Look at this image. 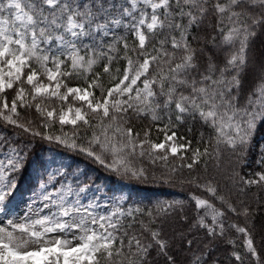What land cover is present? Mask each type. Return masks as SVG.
Segmentation results:
<instances>
[{"label": "snow or ice", "instance_id": "snow-or-ice-1", "mask_svg": "<svg viewBox=\"0 0 264 264\" xmlns=\"http://www.w3.org/2000/svg\"><path fill=\"white\" fill-rule=\"evenodd\" d=\"M262 32L264 0H0V264H178L195 236L170 237L177 218L264 264ZM95 172L187 197L145 203Z\"/></svg>", "mask_w": 264, "mask_h": 264}, {"label": "trees", "instance_id": "trees-1", "mask_svg": "<svg viewBox=\"0 0 264 264\" xmlns=\"http://www.w3.org/2000/svg\"><path fill=\"white\" fill-rule=\"evenodd\" d=\"M203 47V43L201 45ZM212 50V53L217 55L220 59H223L224 53L222 51H217L212 49L211 45H208L207 48L204 49L205 54H209V50ZM253 51L257 54L258 57H264V32L259 33L253 43ZM143 123H138L137 128L143 127ZM192 127V133L187 132L186 127H182L179 131L181 134L187 135L193 141V145L195 146V141L199 136V132L202 130L199 124H191L189 125ZM159 134L153 129L152 139H157ZM162 138V136H161ZM37 153L42 156H50V155H57L62 156L64 158H69L70 154L66 153L64 149L56 146V145H49L47 143H40L37 145L36 149ZM70 159V158H69ZM71 163H72V159ZM83 167V165H81ZM211 173V168L209 169ZM201 174H203L201 170ZM94 176L99 177V183L103 184H126L129 185L133 194V199H144V202L147 203L148 200H151L155 203L157 200L160 201H167L172 199H186L187 197V190L181 189L180 187L175 188H168V187H160L159 185H139L133 181L122 180L115 176H108L107 174L95 172L93 173ZM24 187H27V183L24 184ZM227 194V189L224 190ZM139 192V195L136 193ZM253 207H257L253 203ZM189 217V221L193 219L194 216V209L190 206L185 207V212ZM233 220H236V217H232ZM239 223L243 224V218L238 220ZM170 226L167 228V233L171 237L174 233L179 234L183 232L185 235L195 236L194 245L191 251H180L179 247L177 248V260L178 264H188V261L191 259L193 252L197 254H205L210 253L208 260L209 264L212 261L218 260L219 264H229V253L233 250L232 246L226 242L222 241H210L206 238L202 233L196 235L195 233H189L188 228L189 224L180 221L178 218L170 220ZM256 228L254 231L255 242L258 249L261 252V255L264 256V201H262V206L260 208L259 213L255 219ZM235 233L230 234L228 238H234ZM243 238L236 240V244L239 246L242 244ZM239 250V247L237 248ZM245 264H250L249 261H245ZM254 264V262H251Z\"/></svg>", "mask_w": 264, "mask_h": 264}, {"label": "rangeland", "instance_id": "rangeland-1", "mask_svg": "<svg viewBox=\"0 0 264 264\" xmlns=\"http://www.w3.org/2000/svg\"><path fill=\"white\" fill-rule=\"evenodd\" d=\"M64 162L65 163H71V160L69 158H65ZM100 184H103V183H100ZM103 185H107V188H108L109 192H111V193L119 194V193L123 192V194H125V195L132 193L130 186L126 185V184H112L111 185V184L106 183Z\"/></svg>", "mask_w": 264, "mask_h": 264}]
</instances>
